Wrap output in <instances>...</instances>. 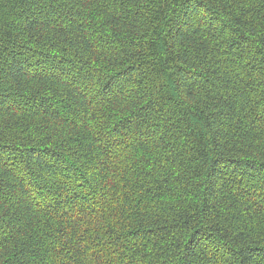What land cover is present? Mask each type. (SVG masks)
Wrapping results in <instances>:
<instances>
[{
  "label": "trees",
  "instance_id": "16d2710c",
  "mask_svg": "<svg viewBox=\"0 0 264 264\" xmlns=\"http://www.w3.org/2000/svg\"><path fill=\"white\" fill-rule=\"evenodd\" d=\"M0 264H264V0H0Z\"/></svg>",
  "mask_w": 264,
  "mask_h": 264
}]
</instances>
